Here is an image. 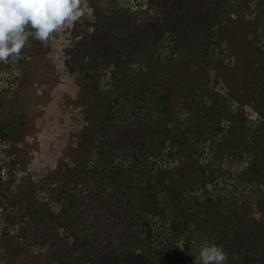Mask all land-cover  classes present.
Masks as SVG:
<instances>
[{"label":"rangeland","instance_id":"rangeland-1","mask_svg":"<svg viewBox=\"0 0 264 264\" xmlns=\"http://www.w3.org/2000/svg\"><path fill=\"white\" fill-rule=\"evenodd\" d=\"M92 1L89 0V5L93 9L91 16L86 17L81 23L74 25L71 29H64L54 34L51 39V45L48 48L43 47L37 41L30 40L28 45L22 49L20 57L15 62L10 61L7 67L0 71V91L9 88L11 91L10 96H13L14 93L17 94V97L13 99L10 97L9 100H12L13 107L10 111H7L6 115L0 109V123L6 120L7 115H11L15 121L18 119L24 122V130L26 131L24 139L16 144L15 152L18 155V159L15 163L10 162L13 158H9L4 153V150L11 143L3 144L0 142V164L6 166L1 172V177L3 176V180L10 183L7 196L0 195V236L2 229L9 226L10 236L13 239L10 246L3 243L4 247H2V250L6 251H1L0 253V264H8V260L11 264H63L62 261H55L52 257L53 242L56 241L59 244L74 242L71 234H75L78 229H82L87 234L91 233L95 230L94 227L91 228L92 224L99 217V213L104 211L103 208L95 207L93 204H91L92 209H90L89 200L91 197L88 198L85 193H82L81 199L78 200L82 206L79 209H71L70 214L75 212L74 218L69 214H62L67 217L65 221L70 224V228L63 225L64 221L60 225L53 226L54 229L48 231L47 244L42 242L27 244L28 240L18 235L16 231L21 226L29 228L33 224H48L46 208H50V212L53 215L56 214V210L59 208L57 202L55 203L57 201L56 196L54 197V192L57 191L52 193L51 188L56 187L55 184L58 183L56 181H62V178L58 180L61 168L70 163L72 165L73 160L77 163L81 160H86V158L90 160L89 157H86L84 147L81 148L82 151L80 153L76 151L81 142L82 120L86 109L81 105L82 95L84 94L77 82V76H81V74L75 69L73 72L72 68H74L75 61L79 59L91 60L92 55L89 53L90 43L93 40L91 35L95 29H97L95 32L102 31L110 20L105 16L108 12L100 13L95 11ZM102 1H104V5H106L105 2L107 1L112 2L111 8L115 12L128 10L132 14L137 10H147L149 16L152 17L149 18L146 34L149 35L155 32L160 35L159 44L155 48L137 44V48L131 54L133 55V52H137L140 55L136 57L133 55L131 64L127 63L129 59H125V67L127 68L137 71L151 68L152 71L156 62L161 64L164 62L170 68L177 64L179 70H184V73L189 72L190 68L194 69L200 72L198 73L199 75L197 74L199 76L198 82L196 81L197 84L207 80L209 82V79H211L208 87L213 89L220 97L219 99L223 101L224 97L229 94V89L225 86V80H222V78L219 79L215 86L213 85L216 82H213L214 78L218 77L217 62L222 59L223 65H225L224 67L227 70L238 66L240 70L247 72H244L247 77L245 79L242 78L239 83H242L241 85L245 87L244 89L248 90L246 101L248 103L241 105L239 110H236L237 103H232L229 106V112L232 114L237 112L238 114L234 115L232 121H222L220 126H223L224 131L216 135L214 140L209 139V126H211V123H209L208 117L204 116L200 122H195L197 115L191 116L189 114L187 119V114L179 112L178 118L184 122L183 126H193V133L188 134L186 139L187 148L182 147L179 149L174 147L171 149L170 141L166 142L164 153L173 152V156L168 158L166 155L163 157V155L162 162H160L161 169L157 171L158 174L162 175L167 171L180 172L182 166L185 169L192 161L198 160L200 171L205 169L206 177L208 178L217 176L213 181L215 182L216 180L217 183L211 184L207 182L208 180H205L206 184L197 183L193 192L194 194H199L206 189L208 195H206L205 202L209 199V195L212 197L213 202H216L221 196L226 198L223 203L225 205L222 207L221 217L218 216V209L221 208H210L209 213L204 216L208 218L206 223L203 220L197 224L190 223L182 234L171 231L175 217L180 214L179 209L175 215L171 207H166L159 214L149 215L148 220L152 222L151 225L155 230V236L153 237L156 241L155 247L163 246L164 249L171 252H182L184 246L189 245L194 255H197L203 243L214 242L217 245H226L224 251L228 253L230 260H227V264H264V214L257 208L259 203L264 201V175L258 174L254 176L253 173H250V175L248 173L252 171L249 168L251 163L257 167L259 165L263 167H260L259 170L264 169V0H201L198 14L193 15L195 20L202 18L204 24L209 26V15H211L209 9H218L219 6H222L231 11V19L238 20L236 27L242 28V24L247 23L244 27L245 30L250 31L248 37L241 45L239 43L234 44V47L239 46V51L235 48V50H232L233 48L228 50L225 43H222L227 50V52H222L223 54L217 51V44H220L222 39L229 33L230 20H227L226 16L223 18V15L218 13L222 20L218 21V24L209 32L211 36L214 35L210 41L206 40L205 44L203 42L186 44L191 49L197 45V48L192 51L182 43L181 39L185 36V33H182L181 36L174 33L176 36L171 40L170 32L172 31L170 29L161 30V27L165 25V21L158 19V15L157 18L153 17L158 5L155 2V5L153 4L154 6L151 7L148 3L149 0ZM169 2H167L168 7H170ZM196 24L199 25L200 22H196ZM239 31L241 32V29ZM258 35L261 37L257 38L260 41L256 44V49L253 47V44H255L253 42H255L254 39ZM185 38L187 39L188 35ZM250 43L251 47L248 45ZM104 45L110 51L118 50L116 43L115 45H110L104 42ZM142 49L147 51L144 53L146 58L143 56ZM203 49L207 52L204 60L196 59L197 50ZM253 49L257 52L255 57L259 61L252 66V71L249 73L250 68H247L248 66L246 65L247 63H244V59L253 56L250 55ZM237 52H239V55ZM115 55L120 60L121 55L119 53ZM239 56L240 61L237 62L235 58ZM142 58H145V60H142ZM100 61L102 59L97 62ZM97 62H94L93 65L99 66L100 64L96 65ZM148 64L151 65L148 66ZM111 68H114V66ZM204 69H207L205 73ZM99 74H103L101 77L102 83H100L103 86L102 89L108 90V86L114 82L111 79V72L99 69L96 75L98 76ZM239 83L237 86L240 87ZM120 87L119 84L114 86L113 89L115 91L120 89ZM119 92L120 90L117 91L118 94ZM180 99L182 98H177L176 100L179 101ZM121 102H124V100H121ZM221 104L225 105L223 102ZM142 106L143 104L141 107L133 104L129 106V109L125 108L124 114L128 117V120L125 119V128L122 129L124 134L127 130L133 131V133L136 131L143 133L142 130H144V125L147 123V109L152 111V113L154 112L153 122L160 117V113L155 109L156 104L153 102H149L144 108ZM207 106H209V102ZM192 118H194V122ZM179 131L183 133L181 129ZM91 153L93 155L92 158H96V148L92 149ZM124 161L127 162V160ZM104 162L107 163L108 160L104 159ZM116 163L118 164L117 166H123L121 160L116 161ZM6 170H8V175ZM154 171L156 169L152 170L153 173ZM210 171L213 172L212 175H209ZM122 172L123 174L126 173L123 170ZM190 174L186 173L183 180L187 179ZM132 177L134 176L132 175ZM128 182L130 185H135L137 182H142V185H144L143 181L137 177L130 179ZM166 182H170V179H167ZM240 183H248L250 190L242 189L241 193L239 192L237 195L238 190L236 191V189L240 187ZM119 184L120 181L108 182L105 180V186H110L108 196L112 200L115 199L112 202H116L120 197L121 188H119ZM29 185L35 187V194L33 198H24L28 193L21 191H24ZM49 185L52 187L47 189ZM178 187L181 190L183 189L181 185H178ZM233 191L236 193L235 196H233ZM164 193H161L163 198L167 194L166 192ZM10 201H14V205L9 204L8 202ZM30 205L33 207L32 210L35 209L37 211L33 218L27 214L25 215V209ZM112 206L117 213L111 216L110 213L113 210L109 211L110 218L114 220V225L116 221L121 224L124 222L123 226L129 227L127 230L134 231L136 226L131 227V221L127 216L130 211L129 208L126 206L122 208L117 204H112ZM262 208L264 210V202ZM189 212L192 216L198 212L203 216L202 214L205 211L193 207ZM234 213H236V216ZM7 215L13 216L15 227L11 226L10 219V221H7L5 217ZM209 215L212 216L211 220H209ZM194 218L197 219V217ZM129 231L127 232L130 233ZM117 234L111 238L110 241L114 247L112 249L109 247V250H115V246L120 244L114 239ZM78 235H83V233L78 232ZM56 237L58 238L56 239ZM85 239L86 241L84 240V242L82 240V244L84 243L85 247L80 248V253H73L75 258L80 256L83 259L92 252L94 253L95 249L93 247L92 249L89 248L93 240ZM140 239H143V237L138 231L137 240ZM107 241L104 240V244ZM107 245H109L108 242ZM7 251L8 254H6ZM142 252V250H138L136 254L141 256ZM82 259L79 264H93ZM261 259L263 261L259 262ZM164 260L169 264H194L193 262L186 263L185 254L174 256L171 253V257H167Z\"/></svg>","mask_w":264,"mask_h":264},{"label":"trees","instance_id":"trees-1","mask_svg":"<svg viewBox=\"0 0 264 264\" xmlns=\"http://www.w3.org/2000/svg\"><path fill=\"white\" fill-rule=\"evenodd\" d=\"M154 2L158 5L156 6L153 17L157 18L158 15V19L165 21V25L161 27V30L170 29L172 31L170 32L171 40L176 36L174 33H177L179 36L182 33H185V36L188 35L187 39L185 36L181 39L185 47H187L186 44L192 42H203L205 44L206 40L210 41L214 35L211 36L209 32L218 24V21L222 20L220 15H223V18L226 16V19L230 20L228 35L222 39L220 44H217V51L220 54L227 52L226 49L229 50L231 48H233L232 50L236 49L239 51V46L234 47V44L239 43L241 45L250 33L244 27L247 23H243L242 28L236 27L238 20L231 19V11L222 6H219L218 9H209L211 15H209V26H207L204 24L202 18H197L196 20L193 18V15L198 14L201 0H149V6L153 7L155 5ZM167 2H169L170 7L167 6ZM105 3L106 5H104V1L102 0L92 1L95 11H99L100 13L108 12L105 16L110 20L102 31L95 32L97 31L95 29L91 35V37L93 36L89 50V53L92 55L91 60L79 59L75 61L74 68H72L73 72L75 69V71L81 74V76H77V82L84 94L82 95L81 105L86 109L82 120L83 130L81 142L76 151L80 153L82 151L81 148L84 147L86 157H89L92 161L90 163V160L86 158V160H81L77 163L73 160L72 165L70 163L61 168V172L58 174V180L62 178V181H56L58 182L55 184L56 187L51 188L52 193L57 191L54 192V197L56 196L57 200L55 203L57 202L59 207L56 210V214L53 215L50 212L51 209L46 208V220L48 224H33L29 228L21 226L16 230L17 234L28 240L26 242L27 244H36L38 242L47 244L49 238L48 231L53 230V226L60 225L64 221L63 225L70 228V224L65 221L67 217H64L62 214H69L74 218L75 212L70 214L71 209H79L82 206L78 200L81 199L80 196L82 197V193H85V196L88 198L91 197L89 200L90 209H92L91 204H93L95 207L103 208L105 213L103 210V212L99 213V217L96 219L97 222L95 221L91 226V228L94 227L95 229L91 233L87 234L82 229H78L75 234H71L74 242L65 244H59L56 241L53 242L51 253L55 261H62L63 264H79L82 258L80 256L75 258L73 253H80V248L85 247L84 243L82 244V240L84 242V240L86 241L85 238H89L93 240L91 245L88 244L89 248L92 249L93 247L95 251L89 254L88 257L85 256L82 260L92 262L93 264H169L164 259L167 257L170 258L171 253L174 256L185 254L186 263H194L196 255H194L189 245L184 246L182 252H171L170 250L164 249L163 246H154L156 242L153 238L155 236V230L151 225L152 222L148 220V216L151 214H159L166 207H171L176 215L179 209L180 214L175 217L171 231L182 234L190 223L197 224L202 220L206 223L208 218L204 216L209 213L210 208H221L218 209V216L221 217L222 207L225 205L223 203L226 201V198L221 196L216 202H213L212 197L209 195V199L205 202L206 195H208L206 189L199 194H194L193 191L197 183L205 185V180H208L207 182L211 184L217 183L216 180L213 182L217 176L208 178L206 177L205 169L200 171L198 160L192 161L185 169L182 166L180 172L167 171L162 175L160 173L158 174L157 171L161 169L160 162H162L165 155L168 158H172L173 156V152L164 153L166 150V142L170 141L171 149L174 147L179 149L182 147L187 148L188 143L186 139L188 134L193 133V126H183L184 122L178 118L179 112L187 114V119L189 114L191 116L197 115L195 122H200L204 116L208 117L209 123H211V126H209V139L211 140H214L216 135L223 133L224 128L220 126L222 121H232L234 115L238 114L237 112L233 114L229 112V106L232 103H237L236 110H239L241 105L248 103L246 102L248 90H245V87L241 85L242 83H239L242 78L245 79L247 77L244 73L246 71L240 70L238 66L231 67V69L227 70L224 67L225 65H223L222 59L217 62L218 77L214 78L213 82H216L213 85L215 86L219 82V79L222 78V80H225V86L229 89V94L227 97H224L223 101L219 99L220 97L213 89L208 87L211 79H209V82L207 80L203 81V84H197V79H199L197 74L200 72L194 69L190 68L189 72L184 73V70H179L177 64L173 68H170L164 62L162 64L156 62L153 65L154 70L152 71L151 68L138 71L127 68L125 67L126 63L124 60L129 59L127 63L131 64L133 62L131 60L133 58L132 56L134 55L136 57L140 55L137 52H133V55L131 54L137 48V44L155 48L159 44L160 35H157L155 32L149 35L146 34L149 18L152 17L149 16L147 10H137L132 14L128 10L115 12L111 8L112 2L107 1ZM196 22H200V24L197 25ZM239 29H241V32ZM258 37L260 38L261 36L258 35L254 39L255 42L249 41L255 43L253 47L256 49V44L260 41L257 39ZM104 42L110 45H115L116 43L118 50L110 51L104 45ZM222 43H225L226 49ZM251 43L248 44L250 47ZM187 48L194 51L197 45L193 46L192 49L191 47ZM141 51H143V56L146 58L144 54L147 52L146 49H142ZM117 53L121 55L120 60L115 55ZM237 54L239 55V52ZM206 55L207 52L204 49L197 50L195 58L204 60ZM250 55L253 56L244 59V63H247V68H250L249 73L252 71V66L259 61L255 57L257 56V52L254 49ZM145 58H142V60H145ZM100 59L102 61L97 62ZM235 60L237 62L240 61V56L235 58ZM94 62H97L96 65H100L94 66ZM7 64L0 63V71L5 69ZM151 64H148V66ZM113 66L114 68H111ZM99 69L111 72V79L114 82L108 86V90L102 89L103 86L100 83H102L101 77L103 74L96 75ZM206 70L204 69V73ZM238 83L241 85L240 87L237 86ZM119 84L121 86L120 89L114 91L113 87ZM119 90L120 92L118 94L117 91ZM10 92L9 88L0 91V109H2L4 115L13 107L12 100H9L10 97L11 99L17 97L16 93L10 96ZM241 93L242 95H240ZM177 98L182 99L178 101L176 100ZM121 100H124V102H121ZM149 102L156 104L155 109L160 113V117L153 122L154 112L152 113V111L147 109L148 117H146L147 123L144 125L143 133L140 131L133 133V131L127 130L124 134L122 129L125 128V119L128 120V117L124 114L125 108L129 109V106L133 104H137L140 107L143 104L142 108H144ZM208 102L209 106H207ZM222 102L225 105H222ZM231 114L232 116L230 117ZM192 121L194 122V118H192ZM24 129V122L18 119L15 121L11 115H7L6 120L0 123V142L3 144L11 143L4 150V153L9 158H13V160H10L12 163H15L18 159L15 149L16 144L24 139V134L26 133ZM180 129L183 133L179 131ZM94 148L97 150L96 158H92L91 151ZM233 155L235 154L233 153ZM104 159L108 160V162L105 163ZM175 159L178 161L177 158ZM120 160L124 167L122 165L117 166L116 161ZM124 160H127V162ZM252 164L249 166L252 170L248 172L249 175L250 173H253L254 176L258 174L264 175L262 174L264 173V169L259 170L262 166L259 165L257 167ZM5 167V165L0 164V195L6 197L9 193L10 183L3 180V176L1 177V172ZM153 169H156L154 173L152 172ZM122 170L126 173L123 174ZM6 172L8 175V170ZM186 173L191 174L187 179L183 180ZM212 173L210 171L209 175H212ZM132 175L143 181L144 185H142V182L130 185L128 181L134 178ZM167 179H170V182H166ZM105 180L108 182L120 181L119 188H121V192L116 202H112L115 199L112 200L108 196L110 186H105ZM181 182L182 184H180ZM178 185H181L183 189H179ZM239 186L236 189V191L238 190L237 195L239 192L241 193L242 189L250 190L248 183H240ZM48 187L52 186H47V189ZM35 191V187L29 185L28 188H25L21 192L28 193L24 198H33ZM162 192L167 193L164 198L161 196ZM232 193L233 196L236 195L234 191ZM233 196L231 195V197ZM263 202H260L257 208L264 214L262 208ZM8 203L14 205V201ZM112 204L120 205L122 208L123 206L129 208L130 211L127 216L131 221V227L136 226L134 231L127 230L129 227L123 226L124 222L121 224L116 221L114 225V220L110 218V215L113 216L117 213ZM109 205L111 206L108 207ZM193 207L198 210H204L203 216H201L200 212L192 216L189 211ZM32 208V205H30L25 209V215L27 214L31 218L37 213ZM109 211H112L110 215ZM210 215L209 220L212 218ZM234 215L236 216V213ZM5 217L7 221L11 220V226L15 227L13 216L7 215ZM194 217H197V219ZM106 220L107 222H105ZM138 231L143 239L137 240ZM78 232L83 233V235H78ZM116 234L117 236L114 239H116V242H120V244L115 246V250H109V247L111 249L114 247L110 240ZM10 235L9 226L2 229L0 253L1 251H6L2 250L4 244L7 246L11 245L13 239H11L12 237ZM104 240H108L109 245H107V242L104 244ZM156 240L158 239L156 238ZM225 247L226 245L223 246V248ZM138 250L143 251L141 256L136 254ZM6 254H8V251ZM11 254L13 253L11 252ZM228 261H230L229 258ZM260 261H263V259ZM8 264H11L9 260Z\"/></svg>","mask_w":264,"mask_h":264},{"label":"clouds","instance_id":"clouds-1","mask_svg":"<svg viewBox=\"0 0 264 264\" xmlns=\"http://www.w3.org/2000/svg\"><path fill=\"white\" fill-rule=\"evenodd\" d=\"M89 0H0V63L15 62L30 40L51 45L54 34L91 16ZM222 245L203 243L194 264H227Z\"/></svg>","mask_w":264,"mask_h":264}]
</instances>
